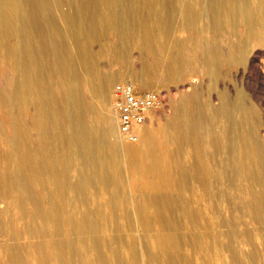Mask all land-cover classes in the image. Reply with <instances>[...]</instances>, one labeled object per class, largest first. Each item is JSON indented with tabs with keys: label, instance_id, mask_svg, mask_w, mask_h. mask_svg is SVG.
Masks as SVG:
<instances>
[{
	"label": "rangeland",
	"instance_id": "374dc122",
	"mask_svg": "<svg viewBox=\"0 0 264 264\" xmlns=\"http://www.w3.org/2000/svg\"><path fill=\"white\" fill-rule=\"evenodd\" d=\"M191 1L195 4V13L200 14L197 23L201 27L208 22L207 17L201 10V2ZM174 6L178 8L180 2L175 1ZM33 19L31 26L37 36L41 29L44 32L48 31L49 34H55L54 26L50 27L47 24L46 16L39 14ZM164 35L171 41H185L191 35L212 40L210 29H203L198 33L189 31L183 26V17L180 16L176 17L175 26ZM223 35L220 39L221 47L226 44L224 40L227 33ZM104 43L101 49L94 43L88 46L91 53L99 52L97 67L102 75L125 74L122 81L131 80L142 88L167 92L165 106L154 113L146 126L152 130L154 142L162 144L167 150L173 146L170 140L172 137L162 134V131L167 127L168 118L173 112V103H180L184 98L199 93V103L193 108L189 118L192 117L197 122L201 132L200 139L205 160L214 175L208 184L211 189L199 184L190 173L189 184L185 188L176 186L167 189L162 185L158 186L157 183L154 185L156 181L160 182L161 178L141 168H133V163L127 156L109 152L96 154L102 163L101 166L108 172V179L98 178L99 181L96 179L91 184L83 185L82 188L72 186L73 181L75 183L79 179L76 170L78 159L75 155L70 162V165L74 163V166L66 167V164L64 166V180L67 181L64 182L63 187L59 182L60 162L54 163L52 168L48 165L41 171L40 168L34 169L33 166L36 165L34 162L29 163V166L22 159L25 153L24 144L34 150L31 153L33 155L31 157L34 158L42 142L46 141L38 120L39 105H44L45 102V90L50 88L55 97L59 96L62 94L63 83L43 70L40 88H36L40 90L41 98L27 102L22 101L21 98L11 101L10 99H15L12 93L17 86L16 82L19 83L22 76L14 58L6 55L0 44V178L6 175L8 179L7 185L0 184V264H103V262L105 264H264V233L261 230L263 223L243 217V207L240 200L236 199L235 190L228 186L226 178L220 177L229 172L235 177L239 176V172L233 170L231 166V155L228 153L227 157L225 156L226 151L223 149L226 148L227 141L223 131V121L214 110L219 103V91L226 85L229 76L239 72L238 66L221 64L218 67L220 74L215 76L214 70L195 59L193 48L189 47L186 53L189 61L174 82H162L152 76L151 85L146 86L132 79L133 75L126 76V74L128 70L131 73L140 71L154 60V55L150 57L141 54L136 48L127 49L123 54L119 37L114 31L105 34ZM253 49L252 56L261 70L260 77L257 78V72L254 74V79L256 82L260 81L259 97L264 102V46H255ZM161 57L162 60L165 53ZM116 81L120 82L119 79L113 81L111 93L105 92L106 95L84 89L82 91V97L86 102L94 101L92 110L84 115L87 126L93 131L99 127V133L101 131L100 134L105 136L107 133L104 129L112 120L116 121L119 131L113 108V95H111ZM198 87L201 90H197ZM33 113L36 115L33 116ZM71 124H76V120L73 119ZM169 124L174 128L172 121ZM67 126L70 130L69 124ZM106 137L111 140L110 142L116 140L114 136ZM117 137L120 141L130 144H138L142 141L141 137L136 143L129 142L122 138L120 133ZM223 158L225 160L219 163ZM27 168L30 171L28 175L25 173ZM17 180L20 182L18 183ZM56 182L58 184H55ZM143 191L146 193L145 196ZM166 191L174 196L178 195L177 197H187L188 205L180 207L179 212L165 207L159 211L156 206ZM9 192L11 194H8ZM202 196L207 200L204 201ZM94 204L99 206V212L97 211L94 216L98 225L89 233L79 227L77 222L82 221L80 216H83L90 205ZM160 215L170 217L161 220ZM144 221L146 224L149 222L148 226ZM194 235L197 236L193 243ZM91 243H96L98 246L93 247Z\"/></svg>",
	"mask_w": 264,
	"mask_h": 264
},
{
	"label": "bare ground",
	"instance_id": "6f19581e",
	"mask_svg": "<svg viewBox=\"0 0 264 264\" xmlns=\"http://www.w3.org/2000/svg\"><path fill=\"white\" fill-rule=\"evenodd\" d=\"M175 1L177 0H0V44L5 54L14 58L22 76V79H19L21 81L16 82L19 87L15 86L12 93L15 99L10 100L21 98L27 102L41 98V92L36 88H40L43 70L63 83L62 94L56 97L50 88L44 89L45 102L44 105H39L38 120L46 141L42 142L34 158L31 157L34 150L24 144L25 153H22V159L28 164L36 163L33 167L40 168V171L48 165L52 168L54 163L60 162L59 182L62 187L67 181L64 180V166L70 165L73 155L78 159V163L74 161L77 163L79 179L76 178L77 181L75 183L73 181L72 186L82 188L83 185L91 184L98 178L108 179L107 170L101 166L98 156L96 157L97 153L106 152L125 155L132 161L133 168H141L161 178V181H156L154 185L157 183L158 186L162 185L167 189L176 186L185 188L189 184L190 173L199 184L208 186L214 175L205 160L198 124L192 117L189 118L193 108L199 103V93L184 98L180 103H173V112L168 118L167 127L162 131V134L172 137L170 140L173 146L169 150L162 144L154 142L153 132L149 127L142 131L140 143L130 144L118 139L116 121L112 120L104 129L106 136L116 137V140L110 142L105 135L100 134L101 131L99 133V127L93 131L84 120V115L92 110L94 101L92 103L85 101L82 97L83 89L106 95L105 92L111 93L113 81L116 79L122 81L121 79L125 77V74L102 75L97 67L99 52L91 53L89 44L94 43L101 49L105 44V34L114 31L119 37L123 54L127 49L136 48L141 54L150 57L154 55V60L140 71L131 73L128 70L126 74L133 75L132 79L146 86L151 85L152 76L162 82H174L189 61L186 53L191 47L195 59L214 70L215 76L218 75V67L221 64H234L239 68L236 75H231L232 77L227 75L228 82L226 81V85L219 91V103L214 108L216 115L223 121L227 141L226 148L223 149L226 151L224 155L226 157L228 153L231 155V166L233 170L239 172V176L235 177L229 172L220 177L226 178L228 186L235 190L236 199L240 200L243 207V217L263 223L261 230L264 233V102L259 97L260 81L257 79L256 82L254 79L257 72V78L260 77L261 70L252 56L255 46H264V0H198L208 20L204 27H199L197 23L200 14L195 13V4L191 0H178L180 2L178 8L174 6ZM39 14L46 16L50 27L54 26L55 34H49L48 31L44 32L41 29L37 36L31 22ZM177 16L183 17V26L189 31L198 33L203 29H210L212 40H204V37L198 35H191L185 41L169 40L164 34L175 26ZM224 33H227L224 40L226 44L221 47L220 39ZM163 53L165 57L161 60ZM198 89L201 90L200 87ZM34 115L36 114L33 113ZM73 119L76 120L74 125L71 124ZM170 121L175 125L174 128L169 124ZM67 124L70 130L67 129ZM23 136L25 137L24 133ZM223 160L225 159L219 163ZM25 173L30 174L28 168ZM118 174L120 176V173ZM4 178H0V184L7 185L6 175ZM167 192L169 191H166L156 206L159 211L165 207L179 212L180 207L186 206L187 197L174 196L173 190L172 193ZM143 194L145 196L146 193L143 191ZM98 210L97 204L90 205L85 214L80 216L82 221L77 222L78 226L89 233L94 230L98 225L94 217ZM165 217L170 216L160 215L161 220ZM196 236L192 238L193 243ZM90 245L98 246L96 243Z\"/></svg>",
	"mask_w": 264,
	"mask_h": 264
},
{
	"label": "built area",
	"instance_id": "2783aa9c",
	"mask_svg": "<svg viewBox=\"0 0 264 264\" xmlns=\"http://www.w3.org/2000/svg\"><path fill=\"white\" fill-rule=\"evenodd\" d=\"M112 95L119 133L133 143L141 139V133L154 113L163 108L167 101L166 91L142 88L131 80L117 82Z\"/></svg>",
	"mask_w": 264,
	"mask_h": 264
}]
</instances>
